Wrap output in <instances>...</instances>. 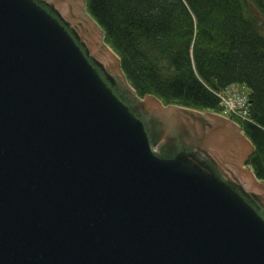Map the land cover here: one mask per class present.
Here are the masks:
<instances>
[{"label": "water", "instance_id": "1", "mask_svg": "<svg viewBox=\"0 0 264 264\" xmlns=\"http://www.w3.org/2000/svg\"><path fill=\"white\" fill-rule=\"evenodd\" d=\"M253 153L140 97L85 0H0V264H264Z\"/></svg>", "mask_w": 264, "mask_h": 264}, {"label": "trees", "instance_id": "2", "mask_svg": "<svg viewBox=\"0 0 264 264\" xmlns=\"http://www.w3.org/2000/svg\"><path fill=\"white\" fill-rule=\"evenodd\" d=\"M131 87L164 105L220 112L215 92L250 91L240 122L248 160L264 181V0H85Z\"/></svg>", "mask_w": 264, "mask_h": 264}, {"label": "built area", "instance_id": "3", "mask_svg": "<svg viewBox=\"0 0 264 264\" xmlns=\"http://www.w3.org/2000/svg\"><path fill=\"white\" fill-rule=\"evenodd\" d=\"M245 85L232 84L215 92L219 100L220 114L232 120L252 122L250 117V93Z\"/></svg>", "mask_w": 264, "mask_h": 264}, {"label": "rangeland", "instance_id": "4", "mask_svg": "<svg viewBox=\"0 0 264 264\" xmlns=\"http://www.w3.org/2000/svg\"><path fill=\"white\" fill-rule=\"evenodd\" d=\"M263 33H264V17H263ZM249 91V90H248ZM249 93H250V91H249ZM249 123V122H248ZM251 123H253L254 124V122L252 121ZM240 126H241V124H240V122L238 123Z\"/></svg>", "mask_w": 264, "mask_h": 264}, {"label": "flooded vegetation", "instance_id": "5", "mask_svg": "<svg viewBox=\"0 0 264 264\" xmlns=\"http://www.w3.org/2000/svg\"><path fill=\"white\" fill-rule=\"evenodd\" d=\"M203 112H207V111H203Z\"/></svg>", "mask_w": 264, "mask_h": 264}]
</instances>
